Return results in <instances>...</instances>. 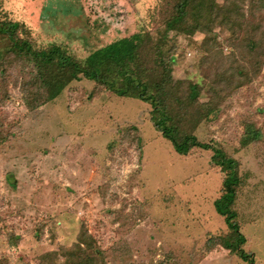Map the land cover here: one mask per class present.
<instances>
[{"label": "rangeland", "instance_id": "1", "mask_svg": "<svg viewBox=\"0 0 264 264\" xmlns=\"http://www.w3.org/2000/svg\"><path fill=\"white\" fill-rule=\"evenodd\" d=\"M177 1L0 0V22L22 26L32 51L58 47L82 67L141 34L138 65L152 70L132 66V78L154 95L169 74L162 111L238 162L242 249L264 264V46L254 52L252 40L264 39V12L253 20L260 29L166 32ZM9 37L0 35V264H245L208 243L228 234L214 212L224 175L211 152L180 157L153 128L149 104L83 77L30 110L47 95ZM191 85L194 108L180 101Z\"/></svg>", "mask_w": 264, "mask_h": 264}, {"label": "trees", "instance_id": "2", "mask_svg": "<svg viewBox=\"0 0 264 264\" xmlns=\"http://www.w3.org/2000/svg\"><path fill=\"white\" fill-rule=\"evenodd\" d=\"M221 1L219 3V0H178L174 5V14L171 17L169 16L166 22V32L177 31L181 34L200 33L208 35L212 31L211 28L217 25L234 34L237 29L244 30V24H247V27L248 25L252 27L256 25L258 29L262 27L260 19L256 21V24L253 20L264 12V0ZM244 1H247L250 6L247 13L244 11ZM259 20L260 22H258ZM21 28L22 26L19 24L0 22V35L7 33L11 38V42L14 43L12 45L13 52L19 56L23 55L27 61L34 63L33 66L37 71L36 78L39 80L37 91L47 95L42 102L30 106V110L41 107L46 102L55 99L63 89L71 82L78 81L80 77L107 87L118 98L135 99L149 104L152 108L151 122L153 128L161 134L162 138L171 143L172 149L177 155L185 158L193 150L211 152V163L219 168L224 175L221 195L215 200L213 207L216 216L224 220L228 234L210 240L208 243L221 246L231 253L234 252L245 264H254L253 254H246L242 249L246 240L239 231L237 214L234 209L238 188L241 186L238 162L228 157L223 151H218L209 144L199 142L193 132L183 131L174 123L173 117L162 111L165 99L162 96L161 86L163 81H170L169 74L163 73V71L160 72L163 74L162 82L152 86L154 95L147 94L145 87L141 84L142 78H139V81L132 78V66L134 67L133 73L136 74L135 68H138L141 76L144 73L150 77L149 72L152 68L150 67V70L144 71L138 65L142 59L144 37L141 34H135L129 38L111 43L93 52L82 67L71 58L65 57L58 47H52L41 52L32 51L28 41L17 36L18 29ZM252 40L254 52H259L264 46V39L256 40L252 38ZM161 66L163 65L161 64ZM53 71H55L54 74ZM111 75L119 78L120 82L111 81L107 78ZM197 90L198 86L191 85L189 92L184 96L182 95L180 101H185L186 107H197L198 105L194 100ZM77 250L82 254L80 247L74 246L73 251ZM84 260V264H94L98 257L84 256Z\"/></svg>", "mask_w": 264, "mask_h": 264}]
</instances>
